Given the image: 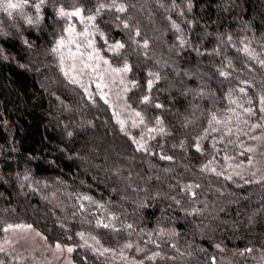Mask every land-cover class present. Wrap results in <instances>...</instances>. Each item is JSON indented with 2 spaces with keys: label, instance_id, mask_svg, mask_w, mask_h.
<instances>
[{
  "label": "trees",
  "instance_id": "1",
  "mask_svg": "<svg viewBox=\"0 0 264 264\" xmlns=\"http://www.w3.org/2000/svg\"><path fill=\"white\" fill-rule=\"evenodd\" d=\"M8 2L0 239L28 225L72 264H264V179L225 169L263 112L264 0ZM70 26L127 66L144 143L64 73Z\"/></svg>",
  "mask_w": 264,
  "mask_h": 264
},
{
  "label": "rangeland",
  "instance_id": "2",
  "mask_svg": "<svg viewBox=\"0 0 264 264\" xmlns=\"http://www.w3.org/2000/svg\"><path fill=\"white\" fill-rule=\"evenodd\" d=\"M61 53L68 79L88 94L97 92L108 103L122 128L138 134V142L144 143L146 138L140 129L141 119L127 101L128 82L123 68L111 62L85 36L69 34L64 39ZM203 69L201 65L199 71L203 72ZM262 110L258 123L253 125L244 142L247 156L228 160L225 166L231 176L246 180L264 179V105ZM87 239L100 248L95 239ZM0 264H72V261L67 248L49 245L43 235L28 225H13L0 239Z\"/></svg>",
  "mask_w": 264,
  "mask_h": 264
},
{
  "label": "snow or ice",
  "instance_id": "3",
  "mask_svg": "<svg viewBox=\"0 0 264 264\" xmlns=\"http://www.w3.org/2000/svg\"><path fill=\"white\" fill-rule=\"evenodd\" d=\"M25 3L28 2V0H24ZM45 2V0H40V2L38 4L35 5L37 11H39V8H40V5L43 4ZM21 7L20 4H17V3H12L11 0H9V2L6 4V8L5 10L7 9H17ZM119 11H124L123 7L119 8L118 9ZM81 9H76L75 11H72V12H67L65 11L63 8H61L59 10V15L61 17H80L81 16ZM89 20H92L94 19V17H88ZM29 23H31V21H29ZM74 29L70 26L66 31H68L69 33H71ZM64 46V40L61 39L60 41H58L57 43V47L53 49V51H57L60 47H63ZM116 48H121L123 47L122 44H117L115 45ZM117 71H120V70H117ZM123 71H128V68L127 66H125V68L123 69ZM68 251H72V249H68Z\"/></svg>",
  "mask_w": 264,
  "mask_h": 264
}]
</instances>
